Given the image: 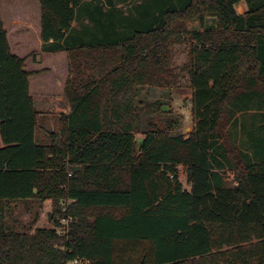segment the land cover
Instances as JSON below:
<instances>
[{"label":"trees","instance_id":"16d2710c","mask_svg":"<svg viewBox=\"0 0 264 264\" xmlns=\"http://www.w3.org/2000/svg\"><path fill=\"white\" fill-rule=\"evenodd\" d=\"M37 1L0 4V264H264V0ZM186 34L195 126L146 129L139 147L138 88ZM63 51L71 111L45 140L31 78L49 71L33 63ZM80 51L99 53L93 72ZM108 51L121 64L106 69ZM25 200H51L55 227L10 229Z\"/></svg>","mask_w":264,"mask_h":264},{"label":"rangeland","instance_id":"374dc122","mask_svg":"<svg viewBox=\"0 0 264 264\" xmlns=\"http://www.w3.org/2000/svg\"><path fill=\"white\" fill-rule=\"evenodd\" d=\"M4 1L1 0L0 4L2 5ZM130 1L131 3L134 2V0H128L123 6L124 9H127L126 7H128ZM16 2L20 4L19 9L23 12L31 11L33 8H38L40 11V4L37 0H16ZM236 8L239 13L247 11L248 5L246 0L239 2ZM206 21L207 25L213 24L212 18H207ZM186 28L189 31L203 30L198 20L187 21ZM32 46L35 47H31L33 49L29 50L33 51L37 49L40 46V39L35 41ZM192 48L193 42L190 40L188 34L183 36L182 42L172 43L165 66V69H168V73L164 74V76L161 75L163 80L158 81V76H154L152 83L142 85L138 88L136 102L139 107L137 122L139 131L136 133V138H143L144 141L145 134L143 131L156 127L182 133L186 136L193 130L195 126L192 103L193 89L190 74L186 67L192 59ZM98 55L99 53L97 52L90 51L88 53L87 51H80L78 57H76L78 60L75 61V64L80 62L82 73L93 72L90 62L97 63ZM105 56V59H107L106 69H110L115 64H121L120 60H117L118 57L114 51H108L105 53ZM56 57L58 62L62 61L59 55H56ZM49 60L48 54L41 55V63L44 64V71H52V67L47 66ZM87 62L88 64H86ZM27 69H30V65H27ZM47 76L49 75L44 76V78ZM35 105L43 115L40 121L39 133L42 139L47 140L48 132L58 129L59 120L57 116L61 113L70 112V103L63 91L59 90L56 95L47 98L37 96ZM164 106L166 107V111L163 110ZM252 113L253 111L247 113V116H250ZM238 117H241L240 114H238ZM233 129L235 130L234 127ZM238 131H235V133L237 140H240L242 135ZM227 172L228 177L233 180L234 172L232 170H227ZM179 178L186 188H190L187 182L186 169L183 166H180ZM68 203V201L63 202L64 206ZM8 208L7 225L12 230L33 232L38 227H55L51 200L45 202H40L39 200L12 201L8 203ZM60 223L61 226H58L57 229L60 233H65L68 229L69 220L61 218ZM201 261L205 264H214L211 256L204 257Z\"/></svg>","mask_w":264,"mask_h":264},{"label":"crops","instance_id":"0c3cea01","mask_svg":"<svg viewBox=\"0 0 264 264\" xmlns=\"http://www.w3.org/2000/svg\"><path fill=\"white\" fill-rule=\"evenodd\" d=\"M74 25H76V23H74ZM57 55L60 56L62 61L58 62L57 57H55L56 59L50 64L52 71L32 76L31 90L34 98L37 99V96L47 98L56 95L59 90H62L65 94V84L70 74L68 67V53L63 51L58 52ZM40 62L41 57H38L37 62L33 63L34 68L32 69L39 70L38 67L41 66V64H39ZM46 75L49 76L44 78Z\"/></svg>","mask_w":264,"mask_h":264},{"label":"water","instance_id":"95a60500","mask_svg":"<svg viewBox=\"0 0 264 264\" xmlns=\"http://www.w3.org/2000/svg\"><path fill=\"white\" fill-rule=\"evenodd\" d=\"M163 110L166 111V107H163ZM138 146L141 147V144L143 142V138H137Z\"/></svg>","mask_w":264,"mask_h":264},{"label":"built area","instance_id":"2783aa9c","mask_svg":"<svg viewBox=\"0 0 264 264\" xmlns=\"http://www.w3.org/2000/svg\"><path fill=\"white\" fill-rule=\"evenodd\" d=\"M72 263H74V264H75V263H76V261H73Z\"/></svg>","mask_w":264,"mask_h":264}]
</instances>
